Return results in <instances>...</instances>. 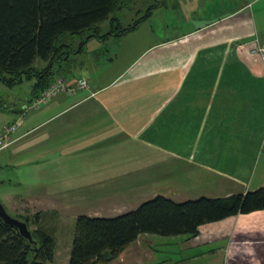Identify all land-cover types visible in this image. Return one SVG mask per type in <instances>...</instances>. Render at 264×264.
I'll return each instance as SVG.
<instances>
[{
    "label": "crops",
    "instance_id": "obj_1",
    "mask_svg": "<svg viewBox=\"0 0 264 264\" xmlns=\"http://www.w3.org/2000/svg\"><path fill=\"white\" fill-rule=\"evenodd\" d=\"M180 1L185 31L150 43L108 80L90 76L89 88L54 96L38 122L11 134L8 146L37 131L38 155L17 161L33 173L21 195L34 209L56 211L57 221L69 210L113 216L155 195L264 185V61L251 52L264 43V0ZM177 237L187 264H264V209ZM151 239L133 241L120 264L169 261ZM149 248V262L135 258Z\"/></svg>",
    "mask_w": 264,
    "mask_h": 264
},
{
    "label": "trees",
    "instance_id": "obj_2",
    "mask_svg": "<svg viewBox=\"0 0 264 264\" xmlns=\"http://www.w3.org/2000/svg\"><path fill=\"white\" fill-rule=\"evenodd\" d=\"M132 1L0 0V82L13 86L23 78L34 79L29 99L33 102V97L37 98L35 95L58 76L73 81L70 54L82 52L88 39L72 48L66 34L89 30L88 36L98 41L122 36L135 30L151 9L163 2L156 0L159 3L150 5L144 14L125 24L122 12ZM104 21L108 22V28L103 31ZM37 60L45 64L37 66ZM4 107L0 101V110ZM260 209H264V185L245 192L182 201L155 195L117 215L81 214L75 219L70 256L65 264H108L145 234L192 237L204 223ZM15 217L26 222L32 239L0 218V264H51L55 229L46 223L50 214L37 210L32 217L27 214Z\"/></svg>",
    "mask_w": 264,
    "mask_h": 264
},
{
    "label": "rangeland",
    "instance_id": "obj_3",
    "mask_svg": "<svg viewBox=\"0 0 264 264\" xmlns=\"http://www.w3.org/2000/svg\"><path fill=\"white\" fill-rule=\"evenodd\" d=\"M157 3L159 2L156 0H133L122 12L124 14V18L122 19L123 22L125 24L131 23L144 14L150 5H156ZM151 10L150 15L145 21H142L135 30L122 36L108 37L104 41H98L88 36L89 30H84L81 33L72 35L66 34L67 41H72V48H76L81 40L88 39L84 44V50L82 52L70 54L69 65L73 71V80H77L81 77L88 78L90 76L91 80L94 78L95 81L101 80V77V81L108 80L112 74H115L122 68L125 62L136 58L150 43L157 39L174 37L176 34L178 35L180 32L187 29V26L184 27V12L187 10H185L182 1L163 0V2H160L159 6H154ZM107 23V21H104L101 24L103 31L108 28ZM81 61H83V64ZM44 64V62L39 60L36 61L37 66H43ZM33 83L34 79L25 78L13 86H8L0 82V101L5 106L0 110V131L4 126L14 122V120H22V125L18 127L20 131L26 129V125L32 124L33 121L38 122L40 120V117H36L38 111L46 106L53 97L46 102L39 101L37 102L38 105L34 106L37 98L33 97L34 102L29 101L32 94ZM86 88H89V84ZM86 88L77 87L75 91L77 92ZM17 131L18 130H16V132ZM35 133H37V131L15 145H10L0 150V202L7 212L14 217L25 214L32 217L34 212L37 211L33 208V205L24 201L21 195L26 188L33 183H31L34 177H32L33 173L31 175L24 164L20 165L19 162H17L20 158H34L38 155L39 149L36 148L35 144L32 142ZM177 176L182 177L178 169ZM36 182L37 181H34V184ZM181 192L187 193L184 189H182ZM7 194L12 195L10 200H6ZM185 199H187V197H174L176 201ZM41 211L50 214V220L46 221V223L48 226L54 227L55 229L53 234L55 240L54 256L50 263L65 264L70 256L75 225L73 212L69 210L66 214L62 213L63 218L57 221L58 214L52 215L51 212L47 210ZM96 215L108 216L105 212H100ZM30 227L34 228L35 225L30 224ZM148 235L154 237V239L149 241L154 243V248L159 257L164 259L168 256L170 264H187V260H183L179 255L182 251V240L179 237L156 234ZM152 252V249L149 248L142 251V253L137 251L134 256L136 259L138 258L139 261L144 258L145 262H149L147 257L151 256ZM170 258L174 260H170ZM108 264H120V257H117L112 263Z\"/></svg>",
    "mask_w": 264,
    "mask_h": 264
},
{
    "label": "built area",
    "instance_id": "obj_4",
    "mask_svg": "<svg viewBox=\"0 0 264 264\" xmlns=\"http://www.w3.org/2000/svg\"><path fill=\"white\" fill-rule=\"evenodd\" d=\"M252 53L258 55L261 60L264 61V43L257 45L255 48L251 50ZM76 85V87H75ZM86 88L87 80L86 78H79L74 80L73 82L66 80L63 77H57L55 81H53L47 88L42 90L38 95L34 106H37L39 101H49L52 97L62 93V92H73L76 88ZM22 120H17L9 125L3 127L0 131V150L4 147H7L10 140V135L15 131L17 126L21 124Z\"/></svg>",
    "mask_w": 264,
    "mask_h": 264
},
{
    "label": "water",
    "instance_id": "obj_5",
    "mask_svg": "<svg viewBox=\"0 0 264 264\" xmlns=\"http://www.w3.org/2000/svg\"><path fill=\"white\" fill-rule=\"evenodd\" d=\"M0 218L6 224L16 227L21 233V235H23L24 237L28 238L29 240L32 239L30 230L26 222L10 215L1 202H0Z\"/></svg>",
    "mask_w": 264,
    "mask_h": 264
}]
</instances>
